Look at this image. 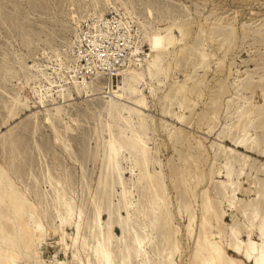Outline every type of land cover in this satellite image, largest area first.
<instances>
[{
    "label": "bare ground",
    "instance_id": "obj_1",
    "mask_svg": "<svg viewBox=\"0 0 264 264\" xmlns=\"http://www.w3.org/2000/svg\"><path fill=\"white\" fill-rule=\"evenodd\" d=\"M35 1H27L32 11L44 9L43 1L42 3L40 0ZM56 2L57 0L54 7L58 6ZM72 2L74 0H69L72 6L69 14L73 13V16L68 17H71L74 24L90 16L100 17L106 8H114L122 9L124 16H134L138 19L142 16L143 20H138V24L140 30L144 32L151 25L149 20L154 17L153 11L160 9L158 4L161 3L157 0H146L143 14L135 0H84V6H79L81 10L79 13ZM18 3L19 0H0V24H7L14 34L12 36L14 38L18 36L28 51L31 50L32 37L34 35L39 37L41 34L45 36L43 43L51 48L56 38L55 30H65V22L59 24L50 21L48 23L51 27L47 24L33 25L19 17ZM59 13L62 16V12ZM95 20L94 18L92 21L94 35L98 31ZM182 22L183 20L179 21ZM173 26L176 24L171 22L147 36L149 50L152 53L150 60L142 68L133 69L130 58L128 61L130 66L128 64L127 68L119 70L121 77L115 87L110 84V80L106 84L100 82V75L95 76L98 72L89 80L83 75L79 78L75 56L71 57L70 54H67L66 61L60 58L59 63L52 67L51 75L54 76L44 72L40 64L33 63L46 80V83L39 80L34 82L38 84L33 86V90L38 93L40 103L43 104V98L47 97L58 100L53 109H44L43 113V120L53 131V142L56 145L61 146L63 143L64 130L73 131L64 122L65 115L76 125L81 121L88 123L90 118L96 117V111L90 116L79 111H73L72 114L66 111V106L70 105L73 97L72 90L76 97L85 99L83 101L86 104L97 109L100 118L104 117V121L95 129V146L90 149L88 139L79 144L82 146L80 149L84 156L96 153V160L93 159L92 162H96L99 173L95 188L91 192L85 182V166L80 164V169L83 170L79 182L81 196L75 205L73 197L69 195L73 190L71 188L66 190L67 185L71 183L69 173L57 175V169L46 166L44 162H39L38 167L35 166L30 150L27 158L21 156L26 141L38 131L39 125L36 121L26 126L29 132L26 136L12 131L2 135L0 157L5 161L2 163L0 160V264H47L39 260L40 253L36 248L50 232L58 231L56 227L44 228L38 212L44 214V219H50V216L41 208L37 210L35 207L41 200L43 202L48 200V196L45 198L44 195H39L34 188H30L28 195L22 193L11 179L9 167H6L8 163L16 168L21 166L23 170H28L30 184L33 182V173L37 167L36 171H41L45 181L51 185L49 198L53 203L59 226L67 224L74 230L71 236L70 264H133V259L138 260L140 264H172V257L177 248L173 236L178 230L173 222L176 215L187 219L189 234L193 230V222L196 219L199 221L198 238L192 249V264H264V167L256 166V160L247 155L264 154V106L255 105L252 98L255 91L252 86H256L258 91L255 92L263 98L264 104V63L260 69L258 84L254 85L252 75L249 76L246 72L234 86L235 98L228 97L220 102L218 96H212L208 111L198 114L199 124L205 120L203 123L207 125L208 132L212 131L213 124L218 121L220 110H223L225 116H232L233 122L224 125L216 133L219 140L228 141L232 146L212 144L211 147L215 148L210 153L208 148L200 143H193L190 139L182 137L181 131L175 127L174 131H169L167 139L169 144L177 147L176 156L179 161L170 167V177L173 181L170 186L175 192L177 207L173 212L169 208L171 189L169 190L164 180L163 171L154 168L152 152L147 146V136L153 120L141 111L147 107V99L141 84L146 80L163 83L167 75L164 61L169 48L176 41ZM211 31L213 36L222 32L219 35H222L223 45H229L235 39L232 31L219 26L212 28ZM78 38V31L73 27L72 44L80 41ZM257 41L264 42V37L263 40ZM199 47L195 45L188 52L182 49L175 51L174 67L179 68L180 63L183 65L190 63L195 69L200 67L205 75L208 68L207 54ZM135 51H131V55ZM262 59L264 60V57ZM17 63L18 70L10 69L8 74L29 81L30 76L24 70L22 61ZM0 68L4 69L2 66ZM55 76L58 80L54 79ZM194 78L195 75L185 78L175 90L164 96V101L177 100L180 109L189 108L193 98L202 94L203 87L194 86ZM53 94L57 96L54 98ZM127 101L131 105L126 103ZM17 105L25 106L14 98L5 106L7 115L13 117L19 112L20 109H15ZM169 108L164 106L163 113L174 117L179 123L186 122L187 119L182 113H172ZM33 149L41 150L37 143L33 144ZM209 153L211 169L205 174L207 170L204 169V161ZM27 160L32 161V164L25 165L24 161ZM120 160L125 161V164ZM168 162H171V158ZM250 173L253 180L244 187L242 176L247 179ZM126 175H129L128 182L124 180ZM261 175L263 179L259 178ZM203 182H206V185L209 183L210 190L207 188L200 193L197 207L200 209L195 211L193 205L196 201L195 190ZM116 193L119 195L117 200ZM240 194L247 198L243 200L239 197ZM123 210L124 217L120 214ZM227 216L229 223H226ZM83 225L85 234L82 235ZM116 229L120 230L122 237L114 234L113 231ZM61 230L60 228L59 231ZM61 236H64L63 232ZM81 251L85 253L84 259L81 257ZM53 264L64 262L56 260Z\"/></svg>",
    "mask_w": 264,
    "mask_h": 264
},
{
    "label": "rangeland",
    "instance_id": "obj_2",
    "mask_svg": "<svg viewBox=\"0 0 264 264\" xmlns=\"http://www.w3.org/2000/svg\"><path fill=\"white\" fill-rule=\"evenodd\" d=\"M27 1L30 2V0H19L18 15L20 18L22 17L21 19L28 20L33 25L47 24L50 26V23H48L50 21H55L59 24L65 22L66 29L55 30L56 38L51 48L43 43V39L45 38L43 34L39 37L34 35L32 37L33 39H31V50L28 51L23 43L20 42L18 36L15 38L12 36L14 34L7 24H0V67L2 66L4 68H0V137L9 131L26 136L29 134L28 127L26 126L36 121L39 125L38 131L35 136L32 138L29 137L28 142L26 141V147L22 149L21 156H26L30 150L35 166L38 167L39 162H44L46 166L57 169V175L65 172L69 173L71 183L67 185L66 190L68 191L69 188L73 190L69 195L73 197L75 205L79 202V197L81 196L79 182L83 170L80 169V164L85 166V182H87L89 191L91 192L95 188L99 173L96 168V162H92L93 159L96 160V153L93 152L84 156L82 149H80L82 146L79 144L88 139L90 149L95 146V129L99 126L100 122L104 121V117L100 118L98 116L99 111L97 109L95 110L93 106L86 104L83 101L85 99L76 97L72 90L73 97L70 100V105L66 106V111L70 114L73 111H79L86 116H90V114L96 111V117L90 118L88 123H82L81 121L76 125L65 115L63 120L73 131L64 130L62 132L63 143L61 146L56 145L53 142V131L46 126L43 120V113L44 109H53L56 103H58V100H51V97H47V99L43 98V104L40 103L38 93H35L33 90V86L38 84H34V82L39 80L46 83V80L41 75L40 70H38L39 68L33 66V63L40 64L43 71L51 75L52 67L59 63V59L61 58L63 61H66L67 54H70L71 57L75 56V66L79 78L83 75L84 78L89 80L94 73L98 72L95 76L100 75V82L106 84L110 80V84L115 87L121 77L119 70L128 67L130 58V64L133 69L142 68L150 60V54L152 53L149 50L147 36L151 32L166 27L171 22L176 24V26H173L176 41L169 48V53L164 61V68L166 69L167 75L163 83L158 84L156 81L146 80V82L141 84V88L145 92L147 99V107L141 109V111L153 120L150 124L149 135L147 136V146L150 152H152L154 168L163 171V175L165 176L164 180L169 186V190L171 189L169 191L171 201L169 208L175 212L177 207L175 192L170 186L173 184L172 178L170 177V167L173 164L179 163V161L178 156H176L177 147L169 144L167 135L170 130L174 131L175 127L181 131L182 137L190 139L193 143H200L206 149L208 148L207 150L210 153L215 148L211 147L212 144L232 146V143L224 140L221 141L216 137V133L220 128L233 122L232 116H225V113L222 112L223 110H220L218 121L213 124L212 131L208 132L207 125H205V122L203 123L205 120L199 124L200 118L198 114L203 111H208L212 96H218L220 102L228 97L235 98L236 90L234 86L238 83L237 80L244 76L246 72L249 76L252 75V83L254 85L258 84L259 76H261L260 69L264 63L262 59L264 57V42L257 41L263 40L264 37V0H157L158 3L161 2L158 4L160 9L156 10V12L153 11L154 17L149 20L151 25L145 32L140 30V25L138 24V20H143L142 16L140 19L129 15L124 16L122 9L106 8L100 17L98 15L94 17L90 16L74 24L71 17H68L69 15L73 16V13L69 14L72 8L70 6L71 1L69 3V0H57V7L53 6L55 0H40V2L43 1L44 9H39L35 12L29 8ZM83 1L74 0L72 2L78 13L81 11L79 6H84L83 4L85 2ZM135 1L139 6L140 12L144 14L146 0ZM166 5L168 7H165ZM58 9L62 12V16L59 15L60 11ZM94 18L97 20H95L97 23L96 30L99 31H96L97 35L95 34L96 47H91L90 45L87 47L84 45L85 32H87L88 27H93L92 21ZM181 20L183 22L179 23ZM215 25L232 31L235 34L234 41L229 45H223L221 42L222 35H219L222 32L213 36L211 29L216 28ZM73 27L77 29L79 34L78 39H80L75 44H72L71 41ZM183 34H185L184 37ZM195 45L200 46L199 48L207 54L208 68L206 69L205 75L200 67L195 69L190 63L184 65L180 63L179 68L174 67L175 51L182 49L184 52H188ZM133 50L136 51L131 55V51ZM57 53H60V55L58 56ZM88 54H91L92 57H89ZM87 56L89 60H87ZM17 61H22L24 70L30 76L29 81H24L18 77H11V74H8L10 69L12 71L18 70ZM14 75L12 74V76ZM192 75H195L193 85L197 86V88H203L202 94L193 98L189 108L180 109L177 100L164 101L165 95L175 90L185 78ZM51 76H54V74ZM54 79L58 80L57 76ZM252 88L258 91L256 86H252ZM255 91L252 96L253 102L255 105L264 106L263 98ZM53 95L54 98L57 96L56 94ZM14 98L25 106L19 107L17 105L15 109H20V111L12 117L5 112V106ZM126 103L131 105L129 101ZM164 106H168V108L170 106L169 109L172 113H182L187 119L186 122L179 123L174 117L164 114ZM83 122L85 121L83 120ZM104 135L106 136L107 134ZM34 143H37L41 150H34ZM66 145L68 148H65ZM210 153L204 161V169L207 170L205 174L211 169ZM247 155H250L251 158L256 160V166L262 165L264 167V154L253 155L249 153ZM170 158L171 162H168ZM84 159L86 161H83ZM0 160L2 163L5 161L1 157ZM120 162L125 164L123 160H120ZM10 164L8 163L6 165L7 168L9 167L8 172L11 179L15 182L16 187L22 193L28 195L30 188H34L39 195H44L45 198L48 196V200L44 202L41 200L40 204H35V207L37 210L41 208L44 213L50 216V219H44V214L38 212L39 219L44 228L56 227L58 229L57 232H50V235L46 236L36 248L40 253L41 258L39 260L47 264H53L56 260L63 261L64 264H70L71 236H73L74 230L72 226L67 224L59 226L58 220L55 217L56 212L53 203L49 198L51 195V185L45 181L41 171H36L37 167L33 173V182L30 184L27 174L28 170L25 171L21 166H17L16 168ZM24 164H32V161H24ZM15 168L16 170H14ZM242 177L243 181H241L245 185L244 187H247L253 180L251 173L247 179L245 176ZM259 178L263 179V176L261 175ZM128 179L129 175H126L124 177L125 182H128ZM205 183L200 184L197 187L198 189L196 188L195 190L194 200L196 201L193 202L195 211H199L198 209H200L197 208L199 207L200 193L210 187L209 183L207 185ZM198 195L200 196L197 197ZM118 197L119 195L116 193L115 200ZM239 197L244 200L246 196H241L240 194ZM120 214L124 217L125 211L123 210ZM104 218L105 216H103ZM229 221V217L227 216L226 223H229ZM47 222L50 223L47 224ZM173 222L174 226L178 227V230L173 235L177 248L172 257V264H192V249L198 238L197 227L199 221L196 219L193 222V230L190 234L187 232V219L185 217L180 218L176 215ZM60 228L62 229L61 232L59 231ZM136 228L139 229L137 226ZM84 229L85 226L83 225L82 235L83 233L85 234ZM62 232L64 236H61ZM113 232L118 237L123 236L118 229ZM125 237L127 236L125 235ZM81 257L83 259L85 258L83 251H81ZM132 262L133 264H140L138 260L133 259Z\"/></svg>",
    "mask_w": 264,
    "mask_h": 264
},
{
    "label": "built area",
    "instance_id": "obj_3",
    "mask_svg": "<svg viewBox=\"0 0 264 264\" xmlns=\"http://www.w3.org/2000/svg\"><path fill=\"white\" fill-rule=\"evenodd\" d=\"M93 28L88 27L87 32H85V46H91V47H96V35H94V32H92ZM93 54L96 55V53L93 52ZM89 57H92L91 54H88ZM87 56V57H88ZM89 57L87 58V60H89Z\"/></svg>",
    "mask_w": 264,
    "mask_h": 264
}]
</instances>
